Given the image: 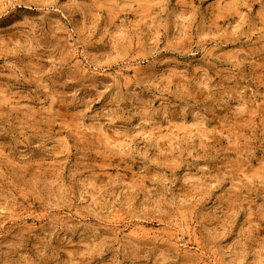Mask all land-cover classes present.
Segmentation results:
<instances>
[{
	"label": "rangeland",
	"instance_id": "374dc122",
	"mask_svg": "<svg viewBox=\"0 0 264 264\" xmlns=\"http://www.w3.org/2000/svg\"><path fill=\"white\" fill-rule=\"evenodd\" d=\"M232 2L116 0L118 7H111L110 0H51V10L41 18L42 10L33 7V0H0V19L15 22L23 13L35 24L24 35H13L10 24L3 25L8 31L0 33V158L7 156L27 173L67 177L77 160L74 145L85 143L74 127L85 107L77 101H92L91 116L115 96L114 78L120 83L126 79L125 92H140L144 101L152 99V107L159 108L152 81L169 71H185L184 61L176 67L174 61L181 58L162 52L169 63L151 67L153 58L139 59L140 49L133 42L139 63L133 61L129 67L121 58V47L129 28L142 34L145 45L151 36L161 48L177 40L190 46L195 25L189 27L187 10L192 7L204 14L196 16L203 47L185 52L198 61L187 70L207 67L213 77L209 87L229 76H244L252 91L264 92V75L256 67L264 64V35L255 30L239 35L238 18L228 7ZM157 3L167 5L166 32L148 19L158 10ZM128 4L131 9L125 7ZM259 7L254 5L253 11ZM149 27L154 30L149 32ZM134 78L143 83L138 86ZM133 103L124 98L120 108L128 113ZM50 105L54 118L40 122L42 114L49 115L42 109ZM171 125L163 123V131H158L141 126V118L135 117L105 128L102 135L110 151L81 154L78 178L83 183L77 186L76 197L81 190L87 195L73 198L67 206L49 212L48 201L56 202L53 195L40 200L13 193L14 203L0 199V243L7 250L25 240L23 254L29 257L28 250L40 243L51 264H227L229 260L264 264V246L259 243L264 238V187L259 175L244 172L247 189L222 178L227 176L225 166L235 159V153L225 151L229 137L226 132L221 135L223 122L186 112L183 118L172 119ZM131 135L135 139L129 140ZM178 135L187 137L197 150L186 160L176 153L161 156L160 151ZM25 136L26 143H17ZM158 137L167 139L151 147ZM132 149L135 152L128 155ZM21 157L31 163L25 167ZM91 165L95 176L85 170ZM101 197L111 207L108 214L99 211Z\"/></svg>",
	"mask_w": 264,
	"mask_h": 264
},
{
	"label": "clouds",
	"instance_id": "9594fccd",
	"mask_svg": "<svg viewBox=\"0 0 264 264\" xmlns=\"http://www.w3.org/2000/svg\"><path fill=\"white\" fill-rule=\"evenodd\" d=\"M136 0H132L135 3ZM259 4V9L254 12L253 6ZM51 0H33V7L41 9V18L47 15L51 10ZM111 7H118L116 0H110ZM131 9V4L125 5ZM158 9L153 16L148 19L152 21V25L159 24V29L164 32L167 31V26L170 22L166 16L167 5L166 3H157L154 5ZM211 7V6H210ZM234 13L237 19V27L241 30L240 36L251 33L253 30L264 35V0H233L228 6ZM191 13L190 28L195 25L189 36V45L183 46L181 40L165 44L161 48L159 40L148 37L149 42L147 45L141 39V33L131 31L129 28V37L126 43L121 47V58L127 61V66L131 67L132 62L139 63V59H147L152 57L150 66L164 65L169 62L161 56L162 52H171L177 54L181 59L174 61L176 67L181 66V60L184 61L185 71L175 72L169 71L167 75H158L152 81L151 87L156 88L153 92V97H156L157 92L160 100L159 108L152 107L155 102L152 99L144 101L141 98V93L136 91L125 92L124 90L129 87L128 81L125 79L123 83L114 78L113 86L116 89V94L105 104L101 105L94 113L89 116L91 111L92 101H77V103L85 104L84 110L77 116L78 123L74 125L80 138L85 141L83 145L79 142L74 145L76 149L77 160L76 163L69 170L68 176L63 179L49 178L43 173L37 171L35 174L27 173L15 164L8 160L7 156L0 158V199L15 202L16 195L27 196L33 195L36 199L44 200L47 195H53L56 202L48 201L47 208L51 212L54 208L67 206L73 198H83L87 195L85 190L80 191V196L76 197V188L83 183V178L79 176V166L81 164V154L87 155L92 152H107L110 147L105 144L104 136L102 135L105 128H111L117 120H124L130 122L135 117L141 118V126H152L158 131H163L160 125L168 123L171 127L172 119H181L187 112L189 115L196 113L198 118L202 120H211L214 122H223L224 131L221 133L223 136L226 132L229 137V147L225 149L228 153H235V159L225 166L227 176L222 178H231L235 183H239L242 188L247 189L249 183L244 176L245 171L252 172L255 177L257 174L261 179V187H264V92L252 91L249 83L245 82L244 76H229L223 81H217L212 84L213 77L209 76L207 67L195 68L188 71V66L198 63L195 57L186 56L185 52L191 51L192 47L200 50L203 45L202 41L198 39L201 35L199 26L196 25V16L200 10L192 7L187 10ZM31 15H37L31 13ZM183 15V14H181ZM203 17V13H200ZM179 19V17L177 18ZM10 24L13 35H24L35 28L33 20L29 19L28 15L21 13L20 18L15 22L12 20L0 19V33L8 31L3 25ZM111 26V25H110ZM120 31L125 29L121 27ZM149 27V32L153 31ZM231 35V33L229 34ZM133 42L136 43L137 48L140 49V57L138 59L137 53L133 49ZM207 56V53H205ZM208 65H211L209 60ZM172 65L169 64V68ZM264 75V64L256 65ZM255 84V78H250ZM134 82L140 86L143 81L135 80ZM264 83V80L261 81ZM151 87L145 85L151 91ZM141 88V92L144 91ZM107 90V89H106ZM119 98V99H118ZM124 98H128L133 103L132 109L125 113L120 108V102ZM231 102V103H230ZM111 105V106H110ZM135 109V110H133ZM145 109L147 111H145ZM42 113L49 114L48 116L41 115L40 122L47 123L50 118H54L51 105L42 109ZM159 117V119H157ZM89 120L91 123L85 125L84 121ZM103 121V123H101ZM238 121H247L246 124H239ZM33 134H38L33 133ZM23 135V132H21ZM129 140L135 139V135L128 137ZM160 139H167V137H158L156 143L151 147H158ZM27 137L17 141L19 144H24ZM236 144V147L232 145ZM197 146L193 145L191 141L185 136H177L172 138L170 145H167L160 151L161 156L177 154V158L183 157L185 160L191 156L192 151H196ZM135 149L128 152L132 155ZM187 153V155H185ZM139 155V153H136ZM23 165L26 167L31 162L26 157H21ZM253 161H255L256 168H253ZM111 161H104L110 163ZM90 172V175L95 176V165H91L85 169ZM65 180L67 183L65 184ZM90 187V185H88ZM55 189V192L53 190ZM63 202V203H61ZM95 202V201H94ZM7 207V204L4 205ZM88 211V209H84ZM99 211L105 214L111 212V207L107 201L101 200L99 202ZM96 214V213H90ZM61 219L62 217H57ZM264 219V217H262ZM55 234V233H53ZM62 243H70V241H62ZM259 243L264 246V238H261ZM27 249L25 240H20L19 243L5 249L4 245L0 243V264H51V261L44 253V246L40 243L35 245L32 255L26 256L23 254ZM230 252L226 247V254ZM55 264H60L55 261ZM227 264H234L233 260L227 261Z\"/></svg>",
	"mask_w": 264,
	"mask_h": 264
}]
</instances>
